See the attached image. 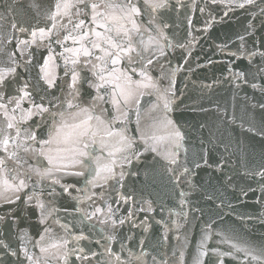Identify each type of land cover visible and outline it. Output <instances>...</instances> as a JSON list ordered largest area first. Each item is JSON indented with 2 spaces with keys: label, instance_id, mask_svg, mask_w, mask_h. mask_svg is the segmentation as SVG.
<instances>
[{
  "label": "water",
  "instance_id": "1",
  "mask_svg": "<svg viewBox=\"0 0 264 264\" xmlns=\"http://www.w3.org/2000/svg\"><path fill=\"white\" fill-rule=\"evenodd\" d=\"M133 2L141 7L138 23L149 29L134 33V40L147 43L151 36L158 41L142 52L143 61L133 67L138 73L151 59L147 71L157 87L142 89L139 104L123 109L128 113L127 120L121 116L114 127H126L127 134L135 138L139 159L123 164L127 173L120 182L123 187L115 180L98 182L93 187L86 184L90 178L87 175L54 173L59 184L53 183V178L33 175L19 194L20 200L7 193L14 203L0 199V264H65L66 252L67 264H196L197 260L219 264L221 257L210 249L232 253L222 257L223 264H259L232 245L253 255L264 252V175L260 174L264 172V0H255L243 8L238 5L244 0H168L167 7L155 11L145 7L143 0ZM55 3L56 0H0V70L15 67L17 72L15 80L9 76L6 96L16 95L18 84L27 82L37 103L44 97L46 106L63 111L67 109L66 101L72 99L68 95L71 77L65 76L64 57L60 54L65 47L76 45L70 40L63 45L55 41L63 40L71 31L69 17H57L58 29L65 24L68 28L58 33L54 29L51 42L38 40L36 45L17 48L20 40L30 39L34 27L52 26L49 16L55 11ZM72 20L78 22L75 16ZM13 24L17 27L13 28ZM20 27L29 31L22 33ZM160 30L163 36L158 35ZM161 48L164 55H160ZM13 51L17 53L15 64L8 56ZM49 56L53 58L49 69L56 80L53 88H48L41 78V67ZM121 66L127 65L122 62ZM133 79L140 77L137 74ZM95 94L94 89L82 84L80 96L72 103L87 106ZM29 107L28 102L22 105L23 109ZM14 108L15 104H8L10 115L20 121L24 111L13 112ZM38 119L18 124L19 149L11 141L9 144V151H18L21 163L9 160L7 167L15 168L21 177L29 166L49 167L44 157L23 151L27 146L22 143L24 129ZM168 120L173 125H167ZM6 123L0 111V129H6ZM173 126L183 135L179 146L168 138ZM46 132L44 125L38 137L46 138ZM6 134L15 137V129L0 131V139ZM142 136L164 139L154 144L157 151L152 152L144 150ZM153 143L149 140V144ZM0 155L6 154L0 150ZM171 159L177 163L171 164ZM120 167L118 163V171ZM185 167L190 169L188 173H184ZM74 170L78 169H70ZM176 174L180 176L178 182L174 180ZM64 186L68 191L63 190ZM29 195L45 203L43 223L36 199L26 202ZM121 195L133 199L125 202ZM181 200L186 203L181 204ZM145 201L151 202V212L140 210L148 207ZM109 204L112 218L117 221L128 217L129 210L133 215L115 228L104 213L87 219L85 214L91 215L97 207L106 212ZM205 234L210 238L204 240ZM81 235L88 239H75ZM109 236L116 239L108 241ZM63 241L68 242L66 246ZM54 244L58 247H52ZM107 247L115 255L106 252ZM41 248L47 251L41 252ZM80 248L85 249L84 254L98 255L89 261L77 259ZM25 251L32 260L26 258ZM201 252L208 255L201 256Z\"/></svg>",
  "mask_w": 264,
  "mask_h": 264
},
{
  "label": "snow or ice",
  "instance_id": "2",
  "mask_svg": "<svg viewBox=\"0 0 264 264\" xmlns=\"http://www.w3.org/2000/svg\"><path fill=\"white\" fill-rule=\"evenodd\" d=\"M254 2L255 0H244V3H240L238 7L243 8L245 5L254 4ZM143 5L155 11L156 9L167 7L168 0H143ZM73 9L75 12H73ZM141 15V7H138L133 0H56L55 11L49 16V20L53 21L52 26L47 29L34 27L30 32L29 40H20L18 42V49L20 46L27 48L31 45H36L38 40L44 41L48 39L51 42L54 29L58 33L59 30H67L68 28V25L65 24L60 25L58 29L55 23L57 17H69L68 23L72 24L71 31L64 35L63 40L57 39L55 41L56 44L63 45L65 41L70 40L73 45H76L64 48V53L69 55L60 54L64 57L65 76L70 75L71 77L69 84L71 91L68 95L72 99L79 97L82 84H87L90 89L95 90L96 94L91 96L87 106L82 107L80 104H73L72 99H68L66 101L67 109L53 111L50 106L44 104V97H40V103L33 99V91L27 82L18 84L14 90L17 93L16 95L6 96L10 82L9 76L15 80L17 72L15 67L0 70V100L6 101L5 103H0V111H2L7 121L6 129H0V131L15 129L16 132L15 137L6 134L3 139H0V150L6 154L0 155V199L8 203H14L6 195L11 192L15 196V200H20L21 196L19 194L28 187L27 181L31 180L33 175L40 179L53 178L54 173L78 177L87 175L90 178L86 179V184L93 187L97 186L98 182L107 184L110 180H115L120 184V187H123L120 182L127 175L123 170V164H132L134 160L139 159L140 153L135 147V138L127 134V128L114 126L121 116L124 117V120H127L128 113L123 109L139 104V96L143 95L142 89H155L157 87L152 76L147 71V65H151L153 62L151 59L147 61V65L140 67L138 73L137 68L133 67L134 64L143 61L142 52L147 51L149 45L158 43L151 36L147 43L144 40L138 42L134 40V33L142 34L143 31L149 30L144 29L142 24L138 23V18ZM73 16L76 17L78 22L73 23ZM151 23H154V21H149V24ZM127 25L131 26L128 27ZM12 27L16 28L17 26L13 24ZM164 27H167V25H164ZM19 31L25 33L29 30L20 27ZM73 32L77 33V35H73ZM158 35L163 36L162 30L158 32ZM159 52L160 55H164L162 48L159 49ZM16 54L15 51L8 54L13 64L16 63V60L13 59ZM252 55H255V53ZM52 59L49 56L41 67V72L43 73L41 78L48 88L56 86L55 77L49 69ZM122 62H125L127 66H121ZM82 73L84 74L82 75ZM137 74L140 79H133ZM240 75L242 76L243 73H240ZM253 87H256V85H253ZM24 102H28L31 107L23 109L22 105ZM109 103L111 108L104 107L105 104ZM8 104H15L13 112L16 109L24 111L20 121H16V117L10 115ZM60 106L63 108L64 102H61ZM164 106L165 108L168 107L167 101ZM261 107H264V105H261ZM68 109L75 110L69 112ZM113 110L116 112L114 116L110 115ZM34 117L39 119L34 121L30 128L24 129L25 137L22 143L26 142L27 146L23 147V151L44 157L49 167L29 166L24 171V177H21L15 168L9 169L7 167L9 160H14L17 165L21 163L18 151H9V144L11 141L16 149L21 147L20 144H16V140L20 138L21 133V128L18 127V124L32 121ZM44 125H47L46 138H40L38 137V131ZM167 125H173V122L168 120ZM168 138L179 146L180 141L183 140V135L178 127L173 126ZM141 139L144 141L145 151L156 152L157 149L154 144L164 138L142 136ZM149 140L154 143L149 144ZM37 144L41 146L39 149L33 147V145ZM204 162L207 163L206 160ZM118 163L121 165L119 171L117 170ZM170 163L176 164L177 161L176 159H171ZM195 167L199 168L200 164H195ZM70 169L78 170L70 171ZM168 170L175 171L171 168ZM183 171L188 173L190 169L185 167ZM9 173H12L11 177H9ZM260 174L264 175V172ZM174 180L180 181V176L178 174L174 175ZM53 183L59 184L60 180L53 178ZM176 186L179 187V183ZM63 190L68 191V187L64 186ZM180 195L184 196V193L181 192ZM34 198L36 199V207L41 213V223H43L46 205L38 197L32 195L27 196L26 202L30 203ZM121 199L127 202L132 200L133 197L121 195ZM145 203L148 207L140 210L151 212L153 210L151 202L145 201ZM184 203L186 201L181 200V204ZM98 213H104L114 228L117 223L123 225L125 219H130L133 215L131 210H129L128 217L117 221L112 218V206L110 204L107 206L106 212L104 209L97 207L91 215H85L87 219L91 220L92 216H96ZM45 231L48 230L46 229ZM145 231H147V228H145ZM209 238L205 234L204 240ZM40 239L43 240L44 236L41 235ZM75 239L86 240L88 238L81 235L75 237ZM115 239V236L107 237L108 241H114ZM224 242L231 243V241ZM67 243V241H63L64 246ZM141 244H143V241H141ZM4 247L7 248L8 246L4 245ZM52 247H58V245L54 244ZM232 247L238 252H244L245 258L250 256L253 261L264 264V252L261 255H253L236 244H233ZM105 250L109 254L115 255L110 247ZM40 251L45 252L47 249L41 248ZM209 251L221 257L219 264H223V256L232 255L231 252L221 253L219 249H210ZM79 252L81 255H78L77 259L83 261H89L98 255L96 252L84 254V248H80ZM16 254L15 252L12 253V255ZM68 255L69 253L67 252L64 254L65 264H67ZM205 255H208V252H201V256ZM25 256L29 260L33 259L32 256L27 254V251H25ZM116 259L119 260L120 257L116 256ZM136 259H139V257H136ZM153 259L155 260V257ZM196 264H203V261L197 260Z\"/></svg>",
  "mask_w": 264,
  "mask_h": 264
}]
</instances>
